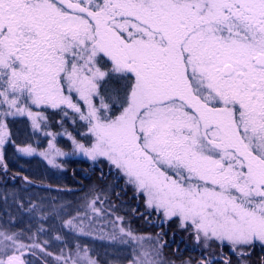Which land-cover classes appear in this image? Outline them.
Wrapping results in <instances>:
<instances>
[{
  "label": "snow or ice",
  "instance_id": "6c2138e0",
  "mask_svg": "<svg viewBox=\"0 0 264 264\" xmlns=\"http://www.w3.org/2000/svg\"><path fill=\"white\" fill-rule=\"evenodd\" d=\"M33 106L71 109L87 129L74 152L106 161L161 224L177 218L221 250L197 264H251L264 249V0H0V163L8 145L36 152L11 128L20 116L39 128ZM52 150L39 154L61 167L67 153ZM105 199L62 226L115 215ZM22 236L0 230V264H29L24 249L40 245ZM110 240L131 245L127 264H165L160 234L120 226ZM62 264L101 261L77 245Z\"/></svg>",
  "mask_w": 264,
  "mask_h": 264
},
{
  "label": "rangeland",
  "instance_id": "374dc122",
  "mask_svg": "<svg viewBox=\"0 0 264 264\" xmlns=\"http://www.w3.org/2000/svg\"><path fill=\"white\" fill-rule=\"evenodd\" d=\"M48 110L57 111L58 109H45L43 106L32 107L33 112L42 113L43 116L47 117V119L41 118L39 120V128L34 127L31 118L28 116L15 118L14 122L19 121L18 124L22 125L23 133L29 136L20 146L31 145L36 152L30 156L24 155L18 152L15 146L8 145L5 149L4 160L0 163V169L4 168L8 160H14L17 164H20L15 167L20 172H26L28 170L27 166L30 165L32 168L36 167L39 170H34V173L36 174L38 171L40 179H51L54 176V180H61L60 177H63L68 172L70 162L83 160L88 162L91 168L98 166L106 174L111 173L112 175L109 179L115 183L119 191L121 189V192L123 191L130 196H136L139 200L141 210L150 212L158 220L163 219L162 216L157 215L154 211L146 207L143 197L138 196L135 189L131 185H127L124 177L120 176L115 169H110L106 161L103 159L93 161L79 151H73L74 144L72 138L86 143L87 139L83 136V133L87 129L83 125L80 129H76L77 124L75 123L76 121L74 122L76 115L71 109H67L68 116L61 114L63 121H69L71 126L69 128L70 130L68 129L66 131L65 129H61L56 132L53 131V125L48 121L46 114ZM81 122L84 124L83 121ZM52 145L67 153V155L55 157L56 164L61 165V167H55L49 164L48 160L39 154L44 152L50 156L54 155ZM103 179L105 180L106 177L104 176ZM95 195L106 197L104 207L108 208L110 213H115V215H105L103 212L94 215V223L91 229L85 228L84 233L71 232L62 226L63 221L75 215L77 211L83 213L87 210L91 214L90 209H87V204ZM21 203H23L24 209L19 207ZM31 204H36L41 208V211H26L25 209ZM133 212L134 208H132L131 213L133 214ZM42 216H46L47 218L42 219ZM116 216L123 217L124 220L122 222L116 221ZM113 221H115V224ZM166 224L171 233L179 235L181 242H184V247H189L193 251L197 250L202 255H216L219 257L221 250L216 245L209 242L210 247L205 248L202 243L197 242L190 230L186 227H181L179 219L174 218ZM41 225H43L45 231L38 232L37 229ZM120 226H130L135 233L141 235L151 234L155 236L157 234L156 231L147 228L144 224L135 227L132 218L125 216L121 209H117L112 203V200L103 191H99V188L91 187L90 192L86 196H74L71 198V193H45L40 192V190H31L29 189V185L21 181H11L7 184L0 183V230L21 232L24 243H36L40 245V248L37 249H24L25 256L23 258L29 264H62L63 258L67 257L69 253L73 257L76 256L77 245L81 248H87L89 254L96 256L101 261V264H127L133 255L131 245L113 243L110 240L113 232L119 233ZM145 230H148V233L143 234ZM34 234L36 237L35 240H29L28 237ZM57 236L61 238L56 239ZM45 241H48V243L45 244ZM223 250L228 254L227 248ZM47 253H51V255H47ZM162 256L165 264H186V262L197 264L200 260L198 259V253H185L183 257L179 258L166 248H163ZM260 256L264 257V249L259 246L252 249L251 264H257ZM57 257H60L61 260L58 261Z\"/></svg>",
  "mask_w": 264,
  "mask_h": 264
},
{
  "label": "trees",
  "instance_id": "16d2710c",
  "mask_svg": "<svg viewBox=\"0 0 264 264\" xmlns=\"http://www.w3.org/2000/svg\"><path fill=\"white\" fill-rule=\"evenodd\" d=\"M46 114L48 116V121L50 124L53 125V131H60L61 129H65L68 131V129L71 127L69 124V121H63L62 113L57 111H46ZM73 115V114H72ZM76 117L74 120L77 124L76 129H80L82 127V122ZM19 121H13L11 124L12 132H13V139L16 141L17 145H21L26 141L29 136L27 134H24L22 131V125L18 124ZM70 130V129H69ZM20 164H17L14 160H8L6 162V168H2V171L7 172V176H10L14 178L15 180L7 179L5 175L0 174V183H9L11 181H21L22 183H26L29 185V189L31 190H37L40 192L50 193V192H56L61 194H69L71 193L72 197H83L86 196L89 192L91 187H95L96 189L99 188V191H103L107 197H109L112 200V203L114 206L117 207V209H121L122 213L132 218L134 226H140L143 225L141 221L136 219L133 214L131 213L132 208L130 206L122 205L118 198L119 190L117 189V186L111 179L104 180L101 179L100 175L94 174L92 175L90 173L91 165L83 160H74L70 162V165L68 166V172L63 175V177H60L61 180H54V176L49 178L40 179L38 169L36 167H31L30 165L27 166L28 170L26 172H20L19 170H16V166H19ZM23 165V164H22ZM34 170H38L36 174L34 173ZM38 174V175H37ZM27 177L28 179L25 180L24 178ZM46 187V188H45ZM82 201V200H80ZM140 231V230H139ZM148 230H145L144 233H148ZM151 231V230H150ZM141 232V231H140ZM152 232V231H151ZM261 257V256H260Z\"/></svg>",
  "mask_w": 264,
  "mask_h": 264
},
{
  "label": "flooded vegetation",
  "instance_id": "af4514ba",
  "mask_svg": "<svg viewBox=\"0 0 264 264\" xmlns=\"http://www.w3.org/2000/svg\"><path fill=\"white\" fill-rule=\"evenodd\" d=\"M90 173L92 175L99 174L101 178L104 176L106 177L105 180H107L109 177H111V173L106 174L100 167L94 166L90 168ZM0 174L5 175L7 179L15 180L14 178L7 176V172L4 170L2 171L0 169ZM119 188V187H118ZM119 201L126 206H130L131 208H134L133 216L141 221L144 225H146L147 228L152 229L156 231L157 234H160L163 238V241L165 242L164 248H166L168 251H172L173 254L176 256L183 257L185 253L188 254H196L198 253V259H201L202 257H206L208 255H202L197 250H191L189 247H184L183 243L181 242V239L178 234L171 233L169 230V227H167V224H161V220H158L157 217H154L153 214L150 212H145L141 210L139 200L136 196H130L123 191L121 192V189L118 193ZM223 250V253L226 254ZM252 253V250H251ZM235 256V254H232Z\"/></svg>",
  "mask_w": 264,
  "mask_h": 264
},
{
  "label": "water",
  "instance_id": "95a60500",
  "mask_svg": "<svg viewBox=\"0 0 264 264\" xmlns=\"http://www.w3.org/2000/svg\"><path fill=\"white\" fill-rule=\"evenodd\" d=\"M46 188V187H45Z\"/></svg>",
  "mask_w": 264,
  "mask_h": 264
}]
</instances>
